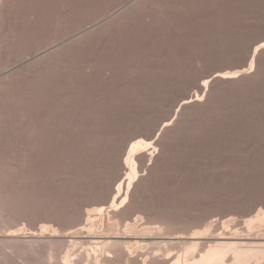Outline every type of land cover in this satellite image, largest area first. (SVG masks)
<instances>
[{
  "label": "rangeland",
  "instance_id": "374dc122",
  "mask_svg": "<svg viewBox=\"0 0 264 264\" xmlns=\"http://www.w3.org/2000/svg\"><path fill=\"white\" fill-rule=\"evenodd\" d=\"M261 47L264 0H0V264H264Z\"/></svg>",
  "mask_w": 264,
  "mask_h": 264
},
{
  "label": "bare ground",
  "instance_id": "6f19581e",
  "mask_svg": "<svg viewBox=\"0 0 264 264\" xmlns=\"http://www.w3.org/2000/svg\"><path fill=\"white\" fill-rule=\"evenodd\" d=\"M261 48H262V47H261ZM184 104H185V103H184ZM135 145L137 146L138 143H137V144L135 143L134 146L132 145L131 147L134 148ZM137 147H138V146H137ZM137 147H136V149H132V150H131V152H132V151L134 152V156L136 155V152H138V151H136V150H137ZM134 156H133V157H134ZM129 157H132V156H129ZM129 157L126 158V159H128V160L125 159V160L128 162V165H127V166L129 167V168L127 167L128 169H130V166H132V164H133V160H134V159L132 160V158L129 160ZM126 161H125V162H126ZM127 162H126V163H127ZM134 162H135V161H134ZM135 164H136V162H135ZM125 165H126V164H125ZM132 167H133V166H132ZM219 236H220V235H219ZM221 237H222V236H221ZM221 237H220V238H217V239H218V240H219V239H222ZM179 238H180V237H179ZM192 238H193V237H192ZM192 238H191V239H192ZM196 238H197V237H196ZM228 239H229V238H228ZM218 240H217V241H218ZM223 240H224V238H223ZM218 242H219V241H218ZM225 242H226V241L224 240V243H225ZM226 243H227V242H226ZM226 243H225V244H226ZM207 244H208V243H207ZM225 244H224V245H225ZM229 244H230V243H229ZM229 244H228V246H229ZM231 244H232V243H231ZM231 244H230V245H231ZM233 244H234V243H233ZM235 244H236V243H235ZM197 245H198V244H197ZM222 245H223V243H222ZM222 245H221V246H222ZM206 246H207V245H206ZM221 246H218V247H216V248H213V247L210 246V249H208V250H205V248H208V247H205L204 250H203L204 252L202 251V253L199 254L198 257L196 256V258H195V256H194L193 262H191L192 260H191V261L189 260V261H190V262H189L188 259L186 260V259H183V258L179 257V258L176 259V261H174L175 263H173V264H215V263L217 262V259H219V257H220L221 254L223 253L222 251H224V249H222V251H221V248H220ZM226 246H227V245H226ZM238 246H240V245H238ZM238 246H236V247H238ZM232 249H233V248H232ZM234 249H235V248H234ZM241 250H242V249H241ZM245 251H246V250H245ZM234 252H235V251H234ZM237 252H238V251H237ZM239 252H240V250H239ZM247 252H248V251H247ZM225 254H227V252H225ZM230 254H231V253H230ZM238 254H239V253H238ZM240 254H241V253H240ZM222 255H223V254H222ZM237 256H239V255H237ZM253 256H254V253H253ZM222 257H223V256H222ZM222 257H221L220 259H223V258H224V257H223V258H222ZM233 258H234V257H233ZM233 258H232V259H233ZM246 258H247V257H246ZM232 259H231V260H232ZM238 260H240V258H239ZM241 260H243V258H242ZM245 260H246V259H245ZM220 261H222V260H220ZM228 261H229V260H228ZM228 261H227V262H228ZM248 261H249V260H248ZM248 261H247V262H248ZM227 262H226V263H227ZM230 262H231V261H230ZM230 262H229V263H230ZM234 262H235V261H234ZM244 262H245V261H244ZM217 263L219 264V260H218ZM217 263H216V264H217ZM235 263H236V262H235ZM222 264H224V263H222Z\"/></svg>",
  "mask_w": 264,
  "mask_h": 264
},
{
  "label": "trees",
  "instance_id": "16d2710c",
  "mask_svg": "<svg viewBox=\"0 0 264 264\" xmlns=\"http://www.w3.org/2000/svg\"><path fill=\"white\" fill-rule=\"evenodd\" d=\"M252 48H253V47H252ZM253 51H254L253 49L250 50L249 55H248V58H249V59L252 58ZM262 54H264V48L259 49L258 52H257V53L255 54V56H254V66H255V70H256V68L258 67L259 59H260V57L262 56ZM214 81H215V78L212 79V80H210L209 88L212 87ZM183 97L186 98L187 96H183ZM187 98H189V97H187ZM180 102H181V101H180ZM192 103H194V102H190V103H188V104H184V105H182L181 108L179 109V112H182L183 109L187 107V105L192 104Z\"/></svg>",
  "mask_w": 264,
  "mask_h": 264
},
{
  "label": "water",
  "instance_id": "95a60500",
  "mask_svg": "<svg viewBox=\"0 0 264 264\" xmlns=\"http://www.w3.org/2000/svg\"><path fill=\"white\" fill-rule=\"evenodd\" d=\"M216 77H218V76L215 74V75H213L212 77H210L209 80H212V79H214V78H216ZM191 98H192V97H191ZM191 98H188V99H184V100H182V101L180 102L179 105H180V106L183 105L185 102L191 100Z\"/></svg>",
  "mask_w": 264,
  "mask_h": 264
}]
</instances>
